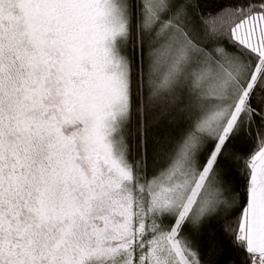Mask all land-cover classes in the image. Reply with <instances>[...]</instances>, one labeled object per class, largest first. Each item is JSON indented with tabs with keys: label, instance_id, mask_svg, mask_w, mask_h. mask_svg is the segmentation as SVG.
<instances>
[{
	"label": "snow or ice",
	"instance_id": "obj_1",
	"mask_svg": "<svg viewBox=\"0 0 264 264\" xmlns=\"http://www.w3.org/2000/svg\"><path fill=\"white\" fill-rule=\"evenodd\" d=\"M0 264H264V0H0Z\"/></svg>",
	"mask_w": 264,
	"mask_h": 264
}]
</instances>
